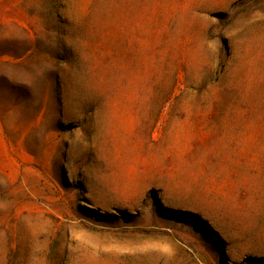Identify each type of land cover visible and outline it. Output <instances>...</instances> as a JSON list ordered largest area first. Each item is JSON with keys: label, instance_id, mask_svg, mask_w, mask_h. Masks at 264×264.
I'll return each mask as SVG.
<instances>
[{"label": "rangeland", "instance_id": "374dc122", "mask_svg": "<svg viewBox=\"0 0 264 264\" xmlns=\"http://www.w3.org/2000/svg\"><path fill=\"white\" fill-rule=\"evenodd\" d=\"M0 264H264V0H0Z\"/></svg>", "mask_w": 264, "mask_h": 264}]
</instances>
